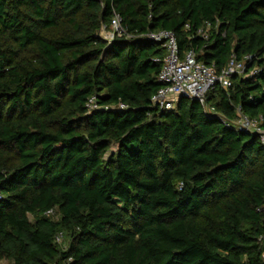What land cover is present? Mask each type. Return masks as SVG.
Returning <instances> with one entry per match:
<instances>
[{
	"label": "trees",
	"instance_id": "trees-1",
	"mask_svg": "<svg viewBox=\"0 0 264 264\" xmlns=\"http://www.w3.org/2000/svg\"><path fill=\"white\" fill-rule=\"evenodd\" d=\"M160 31L245 72L154 108ZM238 108L264 129V0H0V262L263 264L264 146Z\"/></svg>",
	"mask_w": 264,
	"mask_h": 264
},
{
	"label": "built area",
	"instance_id": "built-area-1",
	"mask_svg": "<svg viewBox=\"0 0 264 264\" xmlns=\"http://www.w3.org/2000/svg\"><path fill=\"white\" fill-rule=\"evenodd\" d=\"M198 33L201 37L206 38L205 32L199 31ZM123 35H125V31L121 25V17L112 11L108 25L101 27L100 37L107 42H111ZM148 38L159 44L164 51L157 76L160 88L150 99L151 106L159 110H172L176 101L182 97H186L189 100L194 99L205 107L204 97L208 90L216 84L223 89H227L233 76H242L245 72V63L248 57L238 61L234 56H231L226 66L216 72L213 66H206L198 62L193 51L180 55L176 39L171 32L160 31L148 35ZM87 106L91 110L96 108L94 98L89 100ZM119 107L124 108L122 105H119ZM207 111L213 113L211 108H207ZM261 122L262 119L260 117L258 119L247 118L238 108L237 119L233 122V125L238 131L256 135L264 146V129L260 127ZM225 125L227 126V124ZM45 216L52 220H57L53 210L47 211ZM62 242L63 236L59 233L55 236V243L61 245ZM262 262L264 264V251L262 253Z\"/></svg>",
	"mask_w": 264,
	"mask_h": 264
},
{
	"label": "rangeland",
	"instance_id": "rangeland-1",
	"mask_svg": "<svg viewBox=\"0 0 264 264\" xmlns=\"http://www.w3.org/2000/svg\"><path fill=\"white\" fill-rule=\"evenodd\" d=\"M64 246H66V242L65 241L62 243V247H64ZM0 264H11V263L9 261H7V260H3V261L0 262Z\"/></svg>",
	"mask_w": 264,
	"mask_h": 264
},
{
	"label": "water",
	"instance_id": "water-1",
	"mask_svg": "<svg viewBox=\"0 0 264 264\" xmlns=\"http://www.w3.org/2000/svg\"><path fill=\"white\" fill-rule=\"evenodd\" d=\"M182 98H184V99H188V98H186V97H182ZM189 100V99H188ZM190 101H196V100H194V99H191Z\"/></svg>",
	"mask_w": 264,
	"mask_h": 264
}]
</instances>
